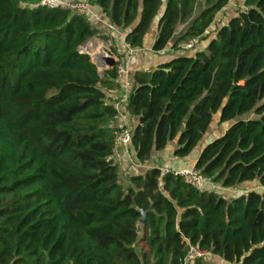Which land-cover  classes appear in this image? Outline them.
Here are the masks:
<instances>
[{
	"label": "trees",
	"instance_id": "16d2710c",
	"mask_svg": "<svg viewBox=\"0 0 264 264\" xmlns=\"http://www.w3.org/2000/svg\"><path fill=\"white\" fill-rule=\"evenodd\" d=\"M229 0H90L108 22L153 52L192 39L205 47L133 75L126 111L138 119L137 164L174 143L187 158L214 124L194 168L228 189L200 192L158 167L119 182L107 161L117 111L78 47L99 35L87 18L39 0H0V253L6 264H183L188 242L227 264H264V0H244L227 24L209 28ZM201 6V7H199ZM198 11V12H197ZM104 40L106 37L102 36ZM249 114L253 116L246 118ZM147 213L141 226L140 211ZM141 246L139 251L136 250ZM202 259L197 260L198 264Z\"/></svg>",
	"mask_w": 264,
	"mask_h": 264
},
{
	"label": "crops",
	"instance_id": "0c3cea01",
	"mask_svg": "<svg viewBox=\"0 0 264 264\" xmlns=\"http://www.w3.org/2000/svg\"><path fill=\"white\" fill-rule=\"evenodd\" d=\"M62 1H84V0H62ZM243 1L244 0H229V4L221 10L215 17L214 23L209 28L210 32L212 34L210 35V38L213 37V32L216 28L219 26L225 25L228 23V21L231 19V17L234 14V11L237 8H241L244 10L243 7ZM166 0H163V7L160 9V14H162L164 9V4ZM201 7V6H199ZM91 14L88 16V21L91 23V25L96 28L100 34L97 36H104L107 38L106 42L107 45L104 48L110 55H113L120 59L127 68V74L123 76L121 79L116 80L120 84V88L118 90L114 91H107V95L109 100L112 103H119L120 108L117 117H115L113 126L118 127L123 124L131 127L132 129L135 127V125L138 122V119L136 117L131 116L126 111V104L128 100V96L131 93L133 87H134V80L133 75L136 71H146L149 69L155 68L157 65L165 63L169 61L172 58L180 56L177 54L173 48V41L186 29L187 24H183L178 26L175 37L172 41L169 42L167 47L160 52H153L151 50V46L154 42L155 36H156V28L154 27L149 35L146 37V39L143 42V45L141 47V50H139L136 53H130V47L127 46L124 43V36L126 34V31L120 30L112 26L108 20L104 17V15L101 13V11L96 8L95 6H91ZM198 12V11H197ZM94 40L96 37L94 36ZM102 43V41H100ZM98 41H96V47H97ZM91 44V48L94 47L95 43H89ZM205 47V42H202L198 45L197 49H201ZM103 48V44H102ZM192 53V51H191ZM189 52L185 53L186 55L191 54ZM184 54V55H185ZM125 101V102H124ZM121 102V103H120ZM123 102V103H122ZM226 126L228 125H221L223 128V131L221 132L222 135L226 129ZM214 139V138H213ZM203 148V147H202ZM201 148V149H202ZM175 149V144L172 143L167 146L163 151L160 152H153L152 157L149 161L146 163L140 165L137 164L134 160V153L130 147L129 155L126 157V163L124 164V167L119 169V178L122 174H124V178L127 180L125 182L126 187L130 185L129 178L131 176L135 175H143L146 171L149 169L158 167L160 169L167 168L172 171L181 170V169H191L195 166V162L197 160V157L201 150H199L197 153H193V157H191V154L187 158L179 159L174 157L173 151ZM247 191L240 193L245 194L250 190H253L257 188L256 183H245L241 184L239 186L228 188L227 191L234 190V188H248ZM238 196V195H236ZM236 196H233L231 198H234ZM141 226V225H140Z\"/></svg>",
	"mask_w": 264,
	"mask_h": 264
},
{
	"label": "built area",
	"instance_id": "2783aa9c",
	"mask_svg": "<svg viewBox=\"0 0 264 264\" xmlns=\"http://www.w3.org/2000/svg\"><path fill=\"white\" fill-rule=\"evenodd\" d=\"M39 5L48 9H61L69 11L75 15L85 18H88L92 10L90 0H84L80 2L62 0H39ZM198 45V39H192L187 42H182L177 45V49L175 52L179 55H184L189 51L197 49ZM139 50H141V47L130 48V53H136ZM112 57H114L116 61V79L119 80L128 73L127 68L120 59L115 56ZM105 97V102L107 104L112 105L113 108L117 111L118 115V113H120V104L112 103L108 98L107 92H105ZM116 128L117 130L114 136V144L112 147L111 154L107 158V161L113 162L119 169H121L124 167V164L126 163V157H128L129 155L133 129L125 124ZM161 172L162 175H165L170 172L173 173L174 176L182 178L186 183H189L200 192L213 191L210 188H213V186H215V183L212 181L211 178L202 175L201 172L195 169L194 167L191 169H181L176 171H172L167 168H162ZM187 246L188 251L183 261V264H194L199 259H205L208 256H213L210 251L200 249L197 245H192L188 242Z\"/></svg>",
	"mask_w": 264,
	"mask_h": 264
},
{
	"label": "rangeland",
	"instance_id": "374dc122",
	"mask_svg": "<svg viewBox=\"0 0 264 264\" xmlns=\"http://www.w3.org/2000/svg\"><path fill=\"white\" fill-rule=\"evenodd\" d=\"M202 1L203 0H200V2H202ZM95 37H96V39H98V41H106V40H104L102 38V36L100 37V36H97L96 35ZM106 42H108V41H106ZM98 43L101 44V47H100V49H101L102 48V43L101 42H98ZM105 52L109 56H113V55H110L108 53V51L105 50ZM91 60H92V58H91ZM252 116H253L252 114H249L248 116H246V118H251ZM227 125H229V123ZM222 131H223V128L221 126L216 125L215 122H214V124L208 129V132H207L206 137L197 145V147L195 148V150L192 152L191 157H193V153H197L199 150H201V148L206 143H208L210 140H212L213 138H215L216 136H218L219 134H221ZM124 176H125L124 174L121 175V177L119 178V182H120V184L123 187H126L125 182H127V180L124 178ZM210 189H212L214 192L219 193L220 195H222L223 197H225L227 200H229L233 196L239 195L240 193H242L244 191L246 192L247 189H249V187L248 188H234V190L232 189L230 191H227L226 189L222 188L219 184H215V186H213V188H210ZM139 225H141L140 222H139ZM140 248H141V246H138L136 248V250L139 251ZM11 255H12V253H11V247L8 244H5L4 245V248L2 250V253H0V264H6L5 260L6 259L9 260L10 257H11ZM198 264H227V263L223 262L218 257L208 256L205 259H202L200 262H198Z\"/></svg>",
	"mask_w": 264,
	"mask_h": 264
},
{
	"label": "water",
	"instance_id": "95a60500",
	"mask_svg": "<svg viewBox=\"0 0 264 264\" xmlns=\"http://www.w3.org/2000/svg\"><path fill=\"white\" fill-rule=\"evenodd\" d=\"M94 39H95L94 37L87 39L78 47V49L81 53L88 54L92 58V62L97 67L99 75L102 76L104 70L112 69L115 67L116 61H115L114 57L109 56L105 52L104 48L106 47L107 43L104 41H102L103 48L101 49V53L91 55L90 51L88 49H86V45L89 41H93ZM149 211H150V209L147 211H140V213H141V218L139 220L140 224L143 225L144 223H146L148 221L146 218V215Z\"/></svg>",
	"mask_w": 264,
	"mask_h": 264
},
{
	"label": "bare ground",
	"instance_id": "6f19581e",
	"mask_svg": "<svg viewBox=\"0 0 264 264\" xmlns=\"http://www.w3.org/2000/svg\"><path fill=\"white\" fill-rule=\"evenodd\" d=\"M96 41H98V40L89 41L86 45V49H88L90 51L91 55L101 53V49H102V48L100 49L101 44L97 43V47H96ZM90 42L95 43L93 48H91V44L88 45ZM98 42H100V41H98Z\"/></svg>",
	"mask_w": 264,
	"mask_h": 264
}]
</instances>
